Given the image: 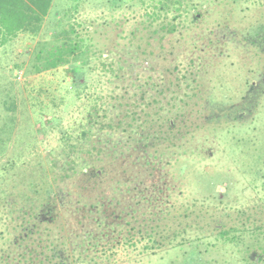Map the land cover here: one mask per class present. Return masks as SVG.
<instances>
[{
    "label": "rangeland",
    "instance_id": "1",
    "mask_svg": "<svg viewBox=\"0 0 264 264\" xmlns=\"http://www.w3.org/2000/svg\"><path fill=\"white\" fill-rule=\"evenodd\" d=\"M75 2L54 0L40 35L19 34L0 47V101L8 94L14 106L0 104V194L19 172L10 165L4 169L11 161L46 164L68 153L80 163L89 140L79 134L87 127L102 151L97 155L110 160L102 201L118 204L121 218L96 229L98 217H90L86 233L70 245L77 263L82 257L91 264H264V0H191L189 13L164 19L175 22L177 33L166 58L151 61H143L138 50L157 27L147 26L150 0H79L74 10ZM68 8L76 29H96V41L106 43L102 57L96 53L77 62L85 67L76 81L70 64L31 71L37 41L51 37L50 30L45 33L49 23L68 28L61 19ZM193 77L199 90L189 87ZM243 97L249 103L238 106L248 120L224 124L223 104H239ZM205 100L212 101L208 108L217 123L178 142L191 148L174 154L154 149L150 141H136L138 148L129 140L147 112L172 117L203 109ZM95 112L88 123L85 117ZM74 144L78 149H71ZM125 155L138 170L113 173ZM57 171L56 189L70 183L72 189L73 172L60 182L64 172ZM73 196L75 209L83 205L95 213L92 201L80 204ZM156 223L171 227L169 235L182 226L174 246H152L148 233ZM228 229V238L222 237ZM4 243L0 234V250L9 252L7 257L2 250L0 264H33L43 251L40 241L15 248Z\"/></svg>",
    "mask_w": 264,
    "mask_h": 264
},
{
    "label": "trees",
    "instance_id": "2",
    "mask_svg": "<svg viewBox=\"0 0 264 264\" xmlns=\"http://www.w3.org/2000/svg\"><path fill=\"white\" fill-rule=\"evenodd\" d=\"M53 1L0 0V47L11 42L19 34H28L33 37L40 35L46 18L50 14ZM141 1L146 4L147 0ZM77 3H79V0L73 4L74 10L77 8ZM150 4L153 10L148 14L147 26L157 22V27L144 38L143 43L138 44L139 54L143 61H151L154 58H161V56L166 58L169 53L168 41L172 40L173 33L176 35L177 28L175 22L164 19L169 13H171L173 19L179 18L184 11L189 13L191 8L195 6L192 5L191 0H150ZM70 8L64 10L61 16V19L66 20L65 24L68 28L62 26L61 30H57L55 22H53L54 24L49 23L45 33L50 30V39H39L37 41L32 72H41L58 65L70 64L71 78L76 81L85 67V63L82 64V67L78 66L77 62L79 60L86 62L91 55H96V53L102 57L103 47L106 43L96 41V29L91 31L84 29L85 32L76 29L75 23L71 24L69 22ZM192 16L193 19H197V15ZM188 83L190 84L189 87L194 90H199L201 87L195 77L191 78ZM195 94L194 92L193 95ZM8 100L9 95L6 94L2 97L0 104L13 109L12 102L10 103ZM248 103L247 97H243L239 104H233L232 102L223 104L220 109V116L223 115L221 116L223 123L229 124L236 121L242 123L244 120H248L244 119L247 112L239 110L240 106H246ZM209 106L214 107L212 101L205 100L203 109H185L182 113L167 118H164L158 110L152 114L147 112L146 117L142 119L143 122L137 125L136 129L130 130L129 140L131 142L133 140L134 143L132 144L136 147L139 146L138 141H150V145L154 149L163 147V151H170L174 154L183 147L191 148L190 145L184 146L178 142L186 135H192V132L198 131L202 126L210 129L211 125L217 123L216 116L210 111ZM253 107L254 103L250 102V113L253 112ZM132 112L130 117L134 121L136 120V113ZM153 114L156 116L155 118L151 117ZM93 115H96V112L89 113L85 117L90 124L94 122ZM2 127L0 128L2 129ZM1 129L0 133L3 134ZM12 130L13 125L11 124L9 132L12 133ZM80 131L79 136L89 140L87 148L83 151L86 157H83L84 159L82 158L80 163H76L77 161L70 157L71 154L64 153V159L60 160L55 154L46 164L41 161L35 164L27 162L17 166L16 162L13 161L5 164L4 169L7 165H10L9 170L11 172L16 170H19V172H15L17 177L13 178L11 176L13 180L10 190L0 194V222L6 219L4 220L5 223L0 224V234L4 236V244H11L14 248L25 243L30 245L35 241H40L39 247L43 251L40 252L41 255L36 256V261L31 259L33 264H91L90 261L82 257H79V260L82 261L77 263L76 257L70 251L72 240L81 239L82 235L86 233L91 216L94 220L98 217L96 219V229L117 224L116 222L121 218V209L118 208V204L113 201H102L110 160H101L97 155L102 151L95 147L96 139H93L94 136L87 127H82ZM71 149H78L77 144L71 145ZM129 158L128 155H125V158L117 167L113 168L112 172H119L121 175L122 173L138 170L137 164L133 163V160L130 162ZM57 170L61 171V174L64 172L60 182H63V178L68 176L65 174L66 172H73V190L69 187L71 183H68L69 185H65V187L57 185L58 188L56 189L55 182L59 178ZM20 171L23 172L20 173ZM6 178L8 177L5 176L4 179L6 180ZM73 194H76L77 202L80 204L84 200L86 202L92 201L91 205L95 208V213L89 214L83 205L75 209L72 203ZM182 215L186 218L189 213L184 211ZM159 219L167 218L166 215H161ZM18 220L20 222L15 224ZM181 227L179 226L172 232V235H169L168 229L171 227L167 228L160 223H156L148 233L152 238V246L157 248L170 243L174 246L172 240L176 238L177 233L182 232ZM229 232V229L222 230L220 234L222 237L228 238ZM9 233L12 234L11 238H6V234ZM5 249L8 257V247ZM2 250H0V254ZM21 259L18 260L21 262ZM184 264H187V262Z\"/></svg>",
    "mask_w": 264,
    "mask_h": 264
}]
</instances>
